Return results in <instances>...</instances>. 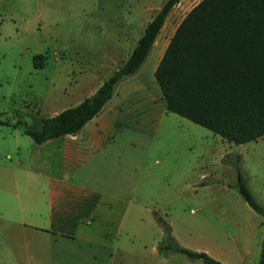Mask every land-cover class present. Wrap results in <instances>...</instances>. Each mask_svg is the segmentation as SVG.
<instances>
[{
    "label": "rangeland",
    "instance_id": "rangeland-1",
    "mask_svg": "<svg viewBox=\"0 0 264 264\" xmlns=\"http://www.w3.org/2000/svg\"><path fill=\"white\" fill-rule=\"evenodd\" d=\"M166 1L0 0V122L34 125L91 97L129 59ZM202 1H180L146 63L125 85L129 92L115 98L133 99L144 85L163 115L142 98L131 105L116 128L124 133L110 139L102 161L87 172L112 180L91 184L93 195L116 193L122 210L132 205L137 211L129 218L131 230H36L72 219L50 214L49 190L63 181L73 186L65 193L80 194L77 181L86 178V167H65L58 140L39 146L21 129L0 126V264H204L161 250L167 243L158 218L184 248L225 264L260 263L264 216L236 187V165L264 206V137L237 145L169 113L155 79L178 27ZM39 55L44 68L35 67Z\"/></svg>",
    "mask_w": 264,
    "mask_h": 264
},
{
    "label": "trees",
    "instance_id": "trees-1",
    "mask_svg": "<svg viewBox=\"0 0 264 264\" xmlns=\"http://www.w3.org/2000/svg\"><path fill=\"white\" fill-rule=\"evenodd\" d=\"M181 0H167L147 25L129 59L90 98L34 125L19 120L21 129L39 146L78 135L115 96L118 87L136 76L149 58L165 24ZM36 56V68H44ZM155 79L169 113L199 125L228 142L245 145L264 137V0H203L183 20L157 67ZM239 192L258 214L264 206L250 191L240 164ZM166 246L191 261L225 264L206 252L180 246L171 227L158 218ZM259 264H264V243Z\"/></svg>",
    "mask_w": 264,
    "mask_h": 264
},
{
    "label": "crops",
    "instance_id": "crops-1",
    "mask_svg": "<svg viewBox=\"0 0 264 264\" xmlns=\"http://www.w3.org/2000/svg\"><path fill=\"white\" fill-rule=\"evenodd\" d=\"M134 78L135 76L120 84L113 99L78 135H68L56 139L58 142H62L65 167H86V178L77 181L78 185L83 187V189H81L82 192L78 195L65 193L67 188L71 190L73 187L72 184H65L63 181H58L51 186L49 190L51 205L48 206L50 214L55 210L57 213L66 214L69 217L71 216L72 219L57 221L54 225L50 220L46 227L42 226L43 228H36L39 232L50 233L47 229L54 228L57 229L56 231H58L59 234L66 235L76 233L77 231L81 234H88L91 232L105 233L108 229L112 228L132 229L134 222L133 220H129V218H137V211H133L131 208L132 205L122 210L120 207L122 201L121 196L116 193L101 196L93 195L88 189L91 184L100 183L101 185H107V183L112 182V180L92 178L88 176L87 172L95 169L96 162L102 161L100 154L106 150L110 139L116 134L124 133L123 131L116 130V128L120 121H126L125 116L128 115L131 105L138 103L142 98V100L147 102L146 104L151 106L152 113L163 115V108H161V106L156 107L154 98L149 96L144 85L133 91V99H124L119 102L115 101L119 92L122 95L129 92L125 85ZM117 180L118 179L113 180V182L116 184ZM65 182L71 181L67 180ZM118 182L120 183V180H118ZM121 218L123 220H121ZM134 221L136 222L137 220ZM30 224L34 225L32 222H30Z\"/></svg>",
    "mask_w": 264,
    "mask_h": 264
}]
</instances>
